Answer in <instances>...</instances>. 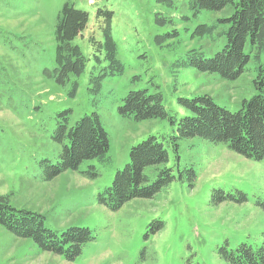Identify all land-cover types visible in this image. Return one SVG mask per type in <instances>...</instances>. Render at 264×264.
<instances>
[{
    "label": "rangeland",
    "instance_id": "1",
    "mask_svg": "<svg viewBox=\"0 0 264 264\" xmlns=\"http://www.w3.org/2000/svg\"><path fill=\"white\" fill-rule=\"evenodd\" d=\"M66 3L88 15L86 28L70 43L85 64L79 75L69 73L59 83L54 30ZM108 12L122 66L115 75L105 47H99ZM231 13V7L195 11L190 0H0V195L17 209L43 215L45 228L58 235L74 227L89 229L95 238L68 262L0 226V264H184L187 259L222 264L216 253L225 241L232 248L264 246V158L247 160L225 146L192 138L178 141L176 162L169 139L175 125L167 119L136 121L119 112L127 94L140 90L159 93L176 123L189 115L180 99L207 95L218 107L237 112L257 93L253 61L235 80L189 64L192 51L207 59L222 51L226 37L219 20ZM200 25L216 28L199 35ZM183 62L187 66L176 67ZM93 113L107 134L109 162L86 161L77 172L49 178L62 151L55 142L59 125L67 119L72 128ZM149 137L164 143L167 166L174 176L180 170L181 178L150 200L107 210L98 195L130 162L131 148ZM91 168L95 177L85 175ZM189 168L196 176L193 188L184 172ZM214 190L235 202L242 193L246 200L214 206ZM161 222L163 228L153 234Z\"/></svg>",
    "mask_w": 264,
    "mask_h": 264
},
{
    "label": "trees",
    "instance_id": "2",
    "mask_svg": "<svg viewBox=\"0 0 264 264\" xmlns=\"http://www.w3.org/2000/svg\"><path fill=\"white\" fill-rule=\"evenodd\" d=\"M190 6L195 11L232 8L229 17L219 20L224 26L222 33L226 37L222 51L209 59L192 51L194 56L190 58V66L201 73L217 74L224 80H235L244 73L246 65L253 61L255 77L252 82L257 93L249 100H243L234 113L218 107L207 95L192 100L180 99L182 108L189 115L176 123L175 117L169 115L163 107L159 93L149 95L145 90L131 91L123 99L119 112L136 121L167 119L175 125L176 133L169 139L176 162L178 141L192 138L225 146L247 160L261 161L264 158V0H190ZM105 17L104 45L99 44V47H105V59L115 69L110 75H115L122 71V66L116 60L115 45L110 36L111 13L108 12ZM87 22L86 12L67 3L62 6L54 30L55 62L58 65L55 73L59 83H63L69 73L79 75L83 71L85 59L79 48L70 43L84 31ZM215 28L216 25H200L196 33L210 34ZM95 59L100 61L96 56ZM184 66H187L185 62L176 67ZM64 122L65 124L59 125L55 140L62 151L58 163L50 166L49 178L67 171L77 172L86 161L97 160L102 164L109 162L108 138L97 114L84 116L72 128H68L67 119ZM168 162L169 153L164 143L155 137H149L131 148L130 162L116 173L111 185L98 195V203L107 210L116 212L132 201L152 199L162 188L177 180L176 178H181V171L178 170V175L174 176L173 169L167 166ZM91 170L85 175L95 177L96 171ZM152 172L153 179L150 175ZM184 172L190 181L189 187L193 188L196 178L194 169L189 168ZM240 195V201L235 202L231 195L225 196L223 191L214 190L211 203L217 206L228 201L238 204L245 202V195ZM0 226L15 237L32 240L42 252L61 256L68 262L79 257L84 246L95 240L86 228L71 227L58 235L45 228L43 215L17 209L10 204L7 196L1 195ZM162 228L161 222L152 233L159 232ZM216 255L222 264H264V246L254 248L241 243L232 248L225 241L217 248ZM184 264L196 263L187 259Z\"/></svg>",
    "mask_w": 264,
    "mask_h": 264
}]
</instances>
